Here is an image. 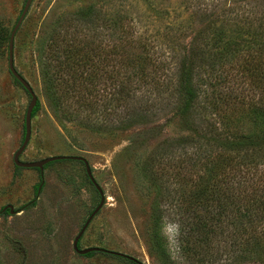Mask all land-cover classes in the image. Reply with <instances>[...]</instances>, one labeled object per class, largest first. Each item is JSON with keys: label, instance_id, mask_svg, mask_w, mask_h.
Instances as JSON below:
<instances>
[{"label": "rangeland", "instance_id": "rangeland-1", "mask_svg": "<svg viewBox=\"0 0 264 264\" xmlns=\"http://www.w3.org/2000/svg\"><path fill=\"white\" fill-rule=\"evenodd\" d=\"M24 2L0 0L1 36H9ZM92 3L101 8L97 24L103 25L106 17L115 21L116 25H110L115 28L109 30L114 32L112 42L118 48L116 59H110L106 65V70H110L115 79L95 85L97 88L109 87L104 91L108 99H96V109L89 117L104 119L106 110L116 113L108 94L113 92L112 85L125 92L130 90L129 94L133 91L128 102L134 108L143 107L149 115L146 121L123 130L96 132L75 122H60L52 104L53 97L45 89L43 70L38 61L37 48L41 38L47 36L50 27L53 28L52 24L73 17L75 11ZM260 4V0H32L14 34L13 65L31 85L40 107L31 118L30 139L19 158L34 161L47 156L67 155L82 156L87 160L105 199L78 240L80 248L98 246L133 256L143 264H166L168 259L165 263L149 248L151 206L159 190L163 194L161 199L157 198L162 215L160 234L166 256L174 261L171 264H195L183 248L192 243L188 241L192 240L190 230L184 227L191 218L195 215L201 217L203 212L201 209L193 212L198 203L186 193L193 184L200 182L198 176H204L203 169L193 170L188 158L181 166L163 161L164 156H173L180 151L176 145L170 146L172 142L165 141L187 133L178 116L179 96L173 92L178 76L177 65L183 54L190 52L193 40L200 41L198 36L212 20H215L212 26L225 20L226 26L236 28L238 25L232 24V20L236 23V18L240 20L238 24L245 27L248 23L246 16L253 18L262 14ZM93 33L83 36L96 40ZM99 34L103 42L108 41L107 36H103L110 34L107 29ZM118 36L122 39L130 37L132 41L122 43ZM7 46L8 42L4 40L0 44V264H137L105 252L80 255L73 250L74 236L100 202L83 162L55 160L43 168L42 174L36 168L13 164V155L23 139L22 125L30 96L9 72ZM130 58L136 59L132 61ZM133 62L144 70V74L137 71L130 76ZM223 71L227 72L225 79L219 80L220 89L217 88L221 94L233 90V97L264 103V89H254L251 83L244 84V93L239 92L240 86L232 77L235 74L233 63L227 64ZM196 73L200 87L194 101L201 110L195 117L196 124L210 136L223 140L229 135V142L240 143L235 150L225 151L228 157H234V162L239 163V157L252 150L253 165L264 168V142H258L254 148L243 144L246 134L256 135L261 119L259 113L250 114L245 110L248 108L246 104L238 106L224 96L216 101L214 94L211 95L201 82L204 78L209 81L210 75L202 68ZM67 102L72 104L71 100ZM105 102L111 104L107 109H104ZM208 102H216L218 108L209 109ZM220 114H232L231 121L221 125ZM80 115L84 116V113ZM252 139L256 141V138ZM198 140L191 136L184 145L188 151H182L181 156L192 153ZM217 150L219 152L220 148ZM231 166L222 176L220 188L224 194L238 199L239 204L241 201L240 210L243 212L253 206L248 201L250 196L253 198L255 192L264 191V178L261 173H256L253 183L238 187L237 167L232 162ZM40 175L42 185L37 193L35 188L41 182ZM212 188L220 191L217 186ZM178 190L182 192L179 194ZM6 205L12 206V213L7 208L3 210ZM254 210L258 208L252 207L251 211ZM223 214L222 221L226 223L228 218L236 216L234 210ZM263 224L264 221H258L257 227L260 225L262 229ZM179 225L183 226L181 233ZM229 226L222 225V229L210 234L212 245L208 250L217 249L216 257L220 254L221 259L239 256L238 262L242 263V258L247 254L251 258V254L241 250L238 236L233 235L234 227L231 230ZM257 231L264 238V229L257 228ZM243 235L247 237L248 234ZM245 264L249 263L245 261Z\"/></svg>", "mask_w": 264, "mask_h": 264}, {"label": "trees", "instance_id": "trees-1", "mask_svg": "<svg viewBox=\"0 0 264 264\" xmlns=\"http://www.w3.org/2000/svg\"><path fill=\"white\" fill-rule=\"evenodd\" d=\"M260 3L262 14L253 18L246 16L248 23L245 27L238 24L240 20H236V18H234L236 23L232 20V24L238 25L236 28H232L233 25L230 28L226 26V22L223 19L220 25L212 26L215 22V20H212L211 24H208V28L198 36L200 41L197 43L193 40L190 52L183 54L182 60L177 65L178 76L175 80L176 87L173 92L179 96V100H177L178 116L181 118V125L186 129L187 133L165 141L172 142L173 144L170 146L176 145V148L179 147L180 151L173 156H164L163 161H166L167 164L175 162L176 166H181L184 160L188 158L193 170L199 167L203 169L204 176H198L200 182L193 184L194 186L191 187L189 193H186V196L189 195L194 202L198 203V205L194 206L193 212L200 209L203 212L201 217L195 215L194 218H191L189 220L190 223H187L188 225L184 227L190 230L192 240L188 241L192 243L184 245L183 248L187 256H190L191 261L195 264H245V261L249 264H255V262L264 264V238L258 235L257 231V228L260 230L264 229V227L261 229L260 225L257 227L258 221L261 223L264 221V191L259 194L255 192L253 198L250 196L248 201L253 206H249L248 210L241 212V201L239 204L238 199H234L232 195L230 197V195L224 194L220 188L222 176L227 173L228 169L232 168L231 162L237 167L236 173L238 174H234L237 177L238 187L242 185V187H245L248 183H253L255 175L259 173L264 178V168L261 167L259 169L258 165H253L251 161L252 150L245 154L247 155L245 160L243 159L245 155L242 158L239 157V163L234 162V157H228L225 151L228 149L235 150L240 146V143L229 142L231 140V137L228 138L229 135L227 139L226 137L223 139L225 140L223 142L217 136H210L205 130H201L195 122V117H197L198 111L201 110L195 105L194 101L199 92L198 87H200L197 82L199 76H197L196 72L202 68L204 72L210 75V80L208 81L204 78V81L201 79V82L205 88L208 87L207 89H209L211 95L214 94L216 101L221 100L224 96L226 100L231 99L234 101L233 104H238V106L242 105L243 107L246 104L248 108L245 110L250 114L259 113L257 115L261 119L258 122L259 128L256 131V135L246 134L243 144L254 148L255 145H258V142H264V103L258 104V102L255 103L252 100L245 101L238 97H233V90L225 91V94H221V91L217 90L220 87L219 80L225 79L224 76L227 73H224L223 69L230 62L235 67V74L232 77L235 78L237 86H240L239 92L244 93L246 90L244 88L245 83L247 85L251 83L254 89H264V0H260ZM100 9L98 4L92 3L75 11L73 17H69L67 20L59 19L55 21V24H52L53 28L50 27L47 36L41 38L37 48L38 61L41 64L45 78V89L53 97L52 104L56 109L57 119L60 122H75L96 132L115 129L123 130L136 123L146 121L149 115V113L146 114L147 111H144L143 107V109L136 106L134 108L128 102L130 95H133V91L129 94L130 90L125 92L123 88L118 87L115 89L113 88L115 85H112L110 88L113 89V92L108 94L111 103H113L111 106L112 110L116 113H110L106 110L104 119L89 117L92 110L95 111L96 109L94 105L97 102L96 99H108L104 96V91L109 87L97 88L95 85L104 83L108 79H115V75L110 70H106V65H108L110 59H116L118 47L112 42L114 39L112 34L114 32L111 33L109 30H113L116 23L112 21L113 19L106 17L103 19V25H101L102 23L97 24L100 20ZM111 24L115 25L110 27ZM106 29L110 34L103 35L107 36L108 39V41L103 42V39L98 36L101 35L99 33L102 30ZM91 31L94 32L92 37L96 35V40H89L90 38L83 36V34L86 35V33ZM118 38L122 43L132 41L130 37H123L122 39V36H118ZM8 39L9 36L0 35V44L3 40L8 42ZM134 59L130 58L132 61ZM131 65L133 66L130 69V76H133L137 71L144 74V70L140 69L141 67H138V64L133 62ZM146 73L145 75L148 77L149 73ZM212 77L214 80H212ZM14 80L17 82L15 78ZM260 98L262 97L260 96ZM68 100H71L72 104L68 103ZM215 103L208 102L209 109L216 110L218 106ZM108 105L110 106L111 104L105 102L104 109H107ZM39 107L40 102L37 99L32 110V116ZM120 108L121 112H119ZM81 113H84V116H81ZM232 114H220V124L223 125L230 122ZM196 128L198 129L196 130ZM191 136L199 138L198 143L194 146L192 153L186 152V156L182 157V151H188L184 145L189 142ZM252 138H256V141ZM218 147L220 148L219 152L217 150ZM47 164L44 165L47 166ZM163 167H160V169H163ZM258 169L259 171H257ZM231 172L229 171L230 174ZM40 178H42L41 175ZM39 184L41 182L36 185V192ZM213 186H217L220 191L212 188ZM178 192L180 194L182 191L178 190ZM162 197L163 194L158 190L155 196L156 199L151 206L149 248L154 250L165 263L166 259H168L167 263L171 264L174 261H170L166 256L163 246L164 239L160 234L162 215L158 209L160 200L157 198L161 199ZM252 207H256L258 210L251 211ZM232 210L235 211L236 216L233 219L228 218V223L223 222V217H221L224 215L223 213H231ZM222 225L229 226L231 230L234 227L235 233L233 232V235L235 237L238 236L240 240L238 245L242 246V251L250 253L251 258L247 254L246 257L242 258V263H239V256L234 257L233 255L230 258L221 259L220 254L219 257H216L217 249L211 250L210 248L208 250V247L212 245L211 241H209L210 234L215 233L218 228L222 229ZM178 230L181 233L183 226L179 225ZM243 234L248 235L244 237ZM180 236L182 237L181 234H179ZM92 253L89 252L85 255H91Z\"/></svg>", "mask_w": 264, "mask_h": 264}, {"label": "water", "instance_id": "water-1", "mask_svg": "<svg viewBox=\"0 0 264 264\" xmlns=\"http://www.w3.org/2000/svg\"><path fill=\"white\" fill-rule=\"evenodd\" d=\"M32 0H25L24 5L22 7V10L20 11V14L9 34V39H8V69L10 74L13 76V78H15L17 80V82L22 86L21 88H23L30 96V100L29 103L26 107V111L24 114V122H23V126H24V134H23V139L22 142L20 144V146L18 147V149L15 151L14 155H13V164H15V166L18 167H26V168H36L38 169V171L40 172V174H42L43 172V168H44V164H47L49 162L55 161V160H61V159H74V160H79L81 162H83V166L85 167V171L87 174V177L89 179V181L92 183V185L95 187L96 191L98 192L99 196H100V202L94 207V209L91 211V213L89 214V216L87 217V219L84 221L83 225L81 226V228L79 229V231L77 232V234L74 236L73 241H72V248L73 250L80 254V255H85L89 252H93V251H100V252H105V253H109V254H114L115 256L118 257H123L126 258L128 260L134 261L137 264H143L141 261H139L138 259L134 258L133 256L121 253V252H115V250H111V249H106V248H102V247H98V246H91V247H85V248H80L79 244H78V240H80L83 232L85 231L86 227L88 226L90 220L93 218V216L97 213L98 209L100 208V206L102 205V203H104V193L101 189V187L98 185V183L95 181V179L92 176V172L90 170V166H88V162L87 160L82 157V156H67V155H53V156H47L45 158L39 159V160H34V161H23L20 160V154L24 151L29 139H30V134H31V118H32V110L36 104L37 101V97L36 94L34 93L33 89L31 88V85L29 84V82L15 69L14 65H13V39H14V34L17 31L18 27L20 26L23 18L26 15V11H28L30 5H31ZM42 185V178H41V184H39L38 188H37V193L39 192L40 188ZM7 208L8 212L12 213L13 209L11 205H6L3 207V210Z\"/></svg>", "mask_w": 264, "mask_h": 264}, {"label": "flooded vegetation", "instance_id": "flooded-vegetation-1", "mask_svg": "<svg viewBox=\"0 0 264 264\" xmlns=\"http://www.w3.org/2000/svg\"><path fill=\"white\" fill-rule=\"evenodd\" d=\"M7 211H8V209H7Z\"/></svg>", "mask_w": 264, "mask_h": 264}]
</instances>
